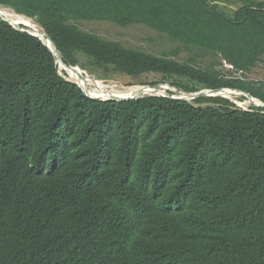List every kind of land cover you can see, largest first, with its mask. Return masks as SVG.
Segmentation results:
<instances>
[{
  "label": "trees",
  "instance_id": "trees-1",
  "mask_svg": "<svg viewBox=\"0 0 264 264\" xmlns=\"http://www.w3.org/2000/svg\"><path fill=\"white\" fill-rule=\"evenodd\" d=\"M218 1L0 5L36 19L67 64L83 55L135 84L233 88L264 102V82L245 79L264 56V0H233L232 14ZM92 21L146 26L191 58L105 39L82 28ZM207 55L235 69L199 67ZM58 70L39 39L0 17V264H264L263 108L94 101Z\"/></svg>",
  "mask_w": 264,
  "mask_h": 264
},
{
  "label": "rangeland",
  "instance_id": "rangeland-1",
  "mask_svg": "<svg viewBox=\"0 0 264 264\" xmlns=\"http://www.w3.org/2000/svg\"><path fill=\"white\" fill-rule=\"evenodd\" d=\"M218 3L220 7H223L225 11L230 14L234 13L240 7V4L234 2L233 0H224L223 2L218 1ZM13 23L17 24L16 22ZM82 28L87 32L95 33L105 39L117 41L127 47L157 54L158 56L167 55L168 58H173L180 62H184L191 58L189 52L179 43L169 40L164 34L153 31L146 26L134 25L128 28H123L108 22L92 21L84 22ZM177 51L179 55L174 57L173 55ZM79 57L81 59V64L85 67L84 69L87 73H90L91 75L93 74V77L96 79L103 80L102 82L106 85L117 84V86L124 87H128L129 85H139V83L135 84L134 82L137 80L140 81V78L135 80L129 76L123 75L112 66L97 67L93 61H89V59L83 55H79ZM217 60H221L222 66H217ZM197 63L198 66L203 69L213 68L224 72V74H227V72L230 71L229 64L221 57H212L207 55L206 57L197 60ZM61 74L64 76L63 73ZM86 77L91 78L87 75ZM245 79L246 81L255 83L264 82V56L262 57V61L259 62L258 65L245 76ZM169 92L173 93L171 90H169ZM239 99L238 94H233L231 97L232 101L239 102L236 104L239 108L249 110L252 106L250 102H241Z\"/></svg>",
  "mask_w": 264,
  "mask_h": 264
},
{
  "label": "bare ground",
  "instance_id": "bare-ground-1",
  "mask_svg": "<svg viewBox=\"0 0 264 264\" xmlns=\"http://www.w3.org/2000/svg\"><path fill=\"white\" fill-rule=\"evenodd\" d=\"M0 14L2 15L3 18L11 21L12 23L13 22L17 23V24L15 23L13 24L25 25L34 34L41 35L44 42L48 44L53 51L56 52V47L54 46V44L48 38H46V36L44 35V31L33 20L27 19L23 16H18L13 11L4 9V8H0ZM57 58L61 60V56L59 53H57ZM60 64H61L60 71L67 72L69 79L79 84V86H81V89L86 94L92 97L103 99V100H108L112 98H129V97L139 98V97L149 96L151 95V92H159V93L164 94L163 91L169 92V90L173 91V94L174 96L176 95V97H183L187 100H193L192 97H187L185 94L179 93L177 90L172 89L169 86H160V88L158 89H147V88H140L139 86L127 88L123 86H117V84L106 85L104 82L96 81L94 78L91 79L89 77H86V75H84L85 78L83 77L81 78V75L79 73H82V70H79L76 73L70 68L66 67L64 64L62 63ZM233 94H237V93H233L230 91L221 93L222 96L230 100ZM258 103L259 101H254L253 103L250 102L251 105L258 104Z\"/></svg>",
  "mask_w": 264,
  "mask_h": 264
},
{
  "label": "water",
  "instance_id": "water-1",
  "mask_svg": "<svg viewBox=\"0 0 264 264\" xmlns=\"http://www.w3.org/2000/svg\"><path fill=\"white\" fill-rule=\"evenodd\" d=\"M0 16L2 17V15L0 14ZM3 18V17H2ZM4 19V18H3ZM6 20V19H4ZM8 21V20H6ZM13 27H15L16 29L20 30V31H23V32H26V33H29L30 35L32 36H35L39 39H42V36L41 35H37V34H34V33H31L29 30L27 29H23L21 28L20 26L18 25H15L13 24L11 21H8ZM47 38H49L47 36ZM50 39V38H49ZM51 40V39H50ZM52 43L54 44L53 40H51ZM43 43L51 50V52L53 53V55L55 56L56 58V61L57 63H62L64 64L65 66H67L62 60H59L57 58V48H56V52L53 51L48 44H46L44 41ZM54 46L56 47V45L54 44ZM68 68H70L71 70H73L74 72H78L80 69L77 68V67H72V66H67ZM81 75V78H85L84 75H87V76H90L88 75L85 71H82V73H79ZM91 77V76H90ZM92 78V77H91ZM75 83V82H74ZM79 89H81V86H79V84L75 83ZM171 87V86H170ZM140 88H147V89H158L160 88V85H156V86H141ZM173 88V87H171ZM180 91V93H183L185 94L187 97H192V99H196V98H200V97H222V98H225V99H228L224 96L221 95V93L223 92H233V93H237L239 97H244V98H247V100H249L250 102H254V101H259L258 104H254L255 107H258V108H264V103L261 101V100H258V99H255L251 94L249 93H246V92H243L241 90H238V89H233V88H220V89H216V90H202V91H199V92H186L184 90H181V89H178ZM81 91V90H80ZM82 92V91H81ZM163 93H159V92H151V96H166L168 98H171V99H174V100H184V101H188L187 99L183 98V97H176V96H172L170 94H167L165 91H163ZM83 93V92H82ZM87 97L93 99V100H99V101H103V99H100V98H97V97H92V96H89L88 94L84 93ZM135 99H138V98H135V97H129V98H112V99H108V100H114V101H120V102H127V101H131V100H135ZM230 100V99H228Z\"/></svg>",
  "mask_w": 264,
  "mask_h": 264
},
{
  "label": "clouds",
  "instance_id": "clouds-1",
  "mask_svg": "<svg viewBox=\"0 0 264 264\" xmlns=\"http://www.w3.org/2000/svg\"><path fill=\"white\" fill-rule=\"evenodd\" d=\"M0 8H4V9H8V10H11V11H13L15 14H17L18 16H23V17H25V18H27V19H30V20H33L35 23H37L39 26H40V28L44 31V35L46 36V38H47V36L51 39V40H53L48 34H47V32L45 31V29L36 21V19H34V18H32V17H29V16H27V15H25V14H19V13H17L14 9H12V8H10V7H6V6H4V5H0ZM1 17V16H0ZM1 19L3 20V21H5V22H7V23H9L8 21H6V20H4L2 17H1ZM98 22V21H97ZM109 23V22H108ZM10 24V23H9ZM11 25V24H10ZM12 26V25H11ZM18 26H20L21 28H23V29H27V30H29L28 29V27H26L25 25H18ZM13 27V26H12ZM14 29H16L15 27H13ZM16 30H18V29H16ZM18 31H20V30H18ZM30 31V30H29ZM20 32H23V31H20ZM31 32V31H30ZM23 33H26V32H23ZM31 33H33V32H31ZM26 34H29V33H26ZM30 35V34H29ZM30 36H32V35H30ZM33 37H35V36H33ZM35 38H37V37H35ZM48 38V39H49ZM37 39H39V38H37ZM43 39V38H42ZM49 39V40H50ZM42 43H43V41L41 40V39H39ZM50 40V41H51ZM52 42V41H51ZM54 42V41H53ZM44 44V43H43ZM54 44H55V42H54ZM45 45V44H44ZM56 45V44H55ZM46 46V45H45ZM47 47V46H46ZM50 47V46H49ZM48 48V47H47ZM51 48V47H50ZM56 48H57V53H59L60 54V56H61V60L64 62V60H63V56H62V54H61V52L59 51V49H58V47H57V45H56ZM49 49V48H48ZM50 50V49H49ZM50 52H51V50H50ZM52 53V52H51ZM53 54V53H52ZM54 56V55H53ZM54 58H55V56H54ZM55 61H56V58H55ZM65 63V62H64ZM56 64H57V66H58V71H59V74L62 76V74L61 73H63V75L64 76H62V77H64L67 81H69V82H71V83H74L73 81H71L70 79H69V77H68V74L66 73V72H64V71H60V63H57V61H56ZM67 66H72V67H77V68H79L80 70H82V71H85L86 73H87V71L84 69L85 67H83L82 65H70V64H67V63H65ZM66 66V67H67ZM229 66H230V71H233L235 68H234V66L233 65H231V64H229ZM64 73H66V75L64 74ZM88 74V73H87ZM88 75H90L92 78H94L96 81L98 80V81H103V80H100V79H96L95 77H93V74L91 75L90 73L88 74ZM233 75V74H232ZM243 75V73H238V74H235V78H241L240 76H242ZM75 84V83H74ZM76 85V84H75ZM157 85H160V86H171V87H173L172 89H176L179 93H180V91L178 90V89H180V88H178V87H176V86H172V85H170V84H167V83H163V84H157ZM136 86H139V87H141V86H156V85H141V84H139V85H129L127 88H132V87H136ZM78 87V86H77ZM124 87V86H123ZM170 87V88H171ZM78 89H79V87H78ZM79 90H81V89H79ZM181 90H183V89H181ZM203 90H210V89H203ZM185 91V90H184ZM202 91V90H201ZM187 92V91H186ZM197 92H199V91H197ZM244 92V91H243ZM167 94H170V95H172V96H174L173 95V93H171V92H166ZM247 93V92H246ZM250 94V93H249ZM85 95V94H84ZM86 96V95H85ZM87 97V96H86ZM146 97H164V98H168V97H166V96H151V95H149V96H145V97H139L138 99H143V98H146ZM89 98V97H88ZM201 98V97H200ZM209 98H213V97H209ZM216 98V97H215ZM240 99H245L244 101H249V100H247V98H244V97H239ZM255 98V97H254ZM91 99V98H90ZM138 99H135V100H138ZM169 99H171V98H169ZM197 99V98H196ZM240 99H239V101H240ZM255 99H258V98H255ZM91 100H93V99H91ZM172 100H174V99H172ZM193 100H195V99H193ZM193 100H188V102L189 101H193ZM258 100H260V99H258ZM94 101H99V100H94ZM105 101H114V100H103V101H100V102H105ZM131 101H134V100H131ZM181 101H184V100H181ZM231 102H233L234 104H237V103H239L238 101L237 102H234V101H232V100H230ZM262 101V100H261ZM117 102H120V101H117ZM127 102H130V101H127ZM241 102H243V101H241ZM263 102V101H262ZM264 103V102H263ZM252 106H254V104L252 105ZM256 108H258V107H256ZM264 109V108H263ZM243 110H245V111H250V108H249V110H246V109H243Z\"/></svg>",
  "mask_w": 264,
  "mask_h": 264
}]
</instances>
